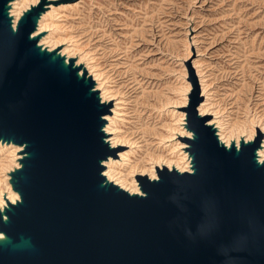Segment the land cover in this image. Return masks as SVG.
<instances>
[{"label": "water", "instance_id": "1", "mask_svg": "<svg viewBox=\"0 0 264 264\" xmlns=\"http://www.w3.org/2000/svg\"><path fill=\"white\" fill-rule=\"evenodd\" d=\"M0 0V141L22 146L10 172L20 200L0 210V264H264L262 134L221 144L191 95L193 172L136 177L142 194L106 184L114 149L86 70L31 38L42 4L13 30ZM5 215L6 218L3 217Z\"/></svg>", "mask_w": 264, "mask_h": 264}, {"label": "rangeland", "instance_id": "2", "mask_svg": "<svg viewBox=\"0 0 264 264\" xmlns=\"http://www.w3.org/2000/svg\"><path fill=\"white\" fill-rule=\"evenodd\" d=\"M39 2L45 6L39 18L53 8L54 32L65 40L55 48L40 44L41 49L65 61L66 55L61 56L60 51L70 43L71 48L77 46L71 57L74 62L81 53L85 55L81 65H96L104 82L111 81V92L120 95L118 137L136 145L130 148L131 171L116 168L128 183L133 182L135 168L145 170L152 158L171 157V150L160 146L169 136V126L181 123L189 130L185 106H173L181 113L179 117L164 108H173L168 102L184 98L182 95L189 102L196 89L199 103L204 100L197 67L211 85L212 101L226 112L231 129L243 125L248 116L264 120V0ZM50 29L42 31L36 43ZM115 102L108 103V108ZM116 150L124 152L129 147ZM185 150L190 156L187 148L181 151Z\"/></svg>", "mask_w": 264, "mask_h": 264}, {"label": "bare ground", "instance_id": "3", "mask_svg": "<svg viewBox=\"0 0 264 264\" xmlns=\"http://www.w3.org/2000/svg\"><path fill=\"white\" fill-rule=\"evenodd\" d=\"M39 1L40 0H13L7 4L6 15L10 19V24L13 30L16 29L17 23L20 19V15L22 14L23 10H25V12H28V10H30L32 7L38 5ZM50 1L51 0H46V2H50ZM53 10L54 9L51 8V12L46 11V13H42L40 18L38 17L37 20L35 19L36 28L32 32L30 36L31 38H36L37 36L39 37L42 31H45L49 27H51L50 31L48 30L49 33L40 38L39 44L37 43L38 47L41 46L40 44L46 43V45L49 44L51 48H55L56 45L58 44L60 45V43L65 42L64 38H60V37L57 38L54 32L56 30V26H53L51 22ZM71 45L73 44L71 43L67 44L64 50L60 51L59 53L61 56L64 54L66 55L64 64L68 62L69 58L75 56V48L77 46L71 48L70 47ZM71 52H74V55L71 54ZM84 57L86 56L81 53L80 55H78L79 59L76 62H74V66H80L77 72L78 76L81 77L83 71L86 70V72L88 73L87 76H90L94 82L91 91L98 92V98L102 104L111 103V101L114 99L116 101L114 103V106L111 108L109 107L107 109V112L102 116V118L105 119V124L102 127V131L105 134L104 141L107 143L109 148L114 149L113 155H109L107 159L103 160L102 162L104 166L102 175L105 177V183L117 185L119 188L126 190L130 194L140 195L142 193L136 179L138 175H146L149 179L155 180L158 179L157 171L159 169H162L163 167H166L168 170L175 169L178 172H193V164H192L191 156H187L186 150L183 151L184 154L181 151L186 148L189 151V148L191 147L190 139L193 138L192 136L193 133L191 132V130H186L185 127H181L180 126L181 123H178L177 127L175 125L169 126L168 138H163L160 143L161 147L164 146L165 148H169L171 150V152H169L171 157L167 159L152 158L150 161V164L152 165H150V168H147L145 170L137 171L138 168H135L132 172L133 174L132 183H128L123 178V175L116 172L117 170L116 168L119 167L124 168L127 172L131 171L132 167H134L132 166V162H130L129 154L132 153L133 151L130 150V148L131 147L136 148V145L133 144L130 140L126 141L118 137L119 132H117L116 130V125H117V121L119 120V119L117 120L118 116H121L119 114L120 113L119 110L121 106L120 103L122 101H120L121 99H119V101L117 102V98H120V95H114L113 92H111V90L109 89V84L111 81L107 79V81L104 82V79L102 77L103 75L102 73L97 72L99 69L96 67V65L94 66L93 63L91 65H83V66L81 65L84 63ZM197 74L200 81L202 95L204 96V100L198 104L197 107L198 114L199 116L210 115L212 117L206 122V124L214 128L216 132V136L221 144H223L227 148L234 146L238 150L240 148L241 142L244 143L251 142L258 135L259 132L262 135H264V120L256 119V116L253 117L248 116L246 122L243 125L236 126L235 128L231 129L232 124L231 122L228 121L226 112L220 109L219 107H217L215 103L212 101L211 99L212 94L210 93L211 85L208 86V83L204 78V75L200 72L198 67H197ZM185 90L188 91L187 85L185 86ZM182 97L184 98L182 99L178 98V100L172 102L170 101L168 103H171L172 107L178 105L188 107L189 102H187V97L183 95ZM169 107L170 106L164 108L166 113L171 115L174 114L176 115V117H179V115H181V113H178L174 110L175 107L173 108H169ZM240 138L242 139V141H240ZM166 142L168 144H166ZM120 146H128L129 150L124 152L120 151L119 153H117L116 148ZM21 150H22V146L20 145H16L12 143H4L0 141V210L1 211H3L4 208L8 206V203L15 204L18 200H20L19 193L11 188L12 186L9 182V173L14 169V167L16 168L19 167V158L21 157L20 155ZM6 153H8V155H6V157L4 158L3 155ZM115 157L118 158L115 159ZM5 159L8 160L6 161ZM256 159L260 164L264 163V138L260 146L256 149ZM5 162L7 163L4 164ZM3 217L6 218L5 215H3ZM9 241L10 240L8 239V237H6L3 233L0 232V243L9 242Z\"/></svg>", "mask_w": 264, "mask_h": 264}]
</instances>
